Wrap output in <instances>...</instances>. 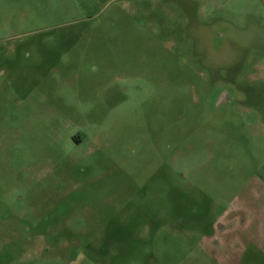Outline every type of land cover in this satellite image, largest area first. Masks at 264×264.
<instances>
[{"label":"rangeland","instance_id":"rangeland-1","mask_svg":"<svg viewBox=\"0 0 264 264\" xmlns=\"http://www.w3.org/2000/svg\"><path fill=\"white\" fill-rule=\"evenodd\" d=\"M0 264H264V0H0Z\"/></svg>","mask_w":264,"mask_h":264}]
</instances>
